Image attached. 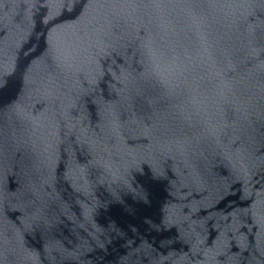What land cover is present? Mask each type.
<instances>
[{"label": "water", "instance_id": "obj_1", "mask_svg": "<svg viewBox=\"0 0 264 264\" xmlns=\"http://www.w3.org/2000/svg\"><path fill=\"white\" fill-rule=\"evenodd\" d=\"M0 264H264V0H0Z\"/></svg>", "mask_w": 264, "mask_h": 264}]
</instances>
